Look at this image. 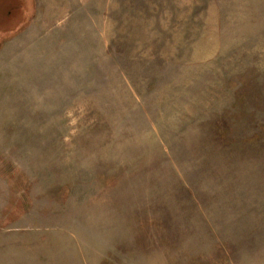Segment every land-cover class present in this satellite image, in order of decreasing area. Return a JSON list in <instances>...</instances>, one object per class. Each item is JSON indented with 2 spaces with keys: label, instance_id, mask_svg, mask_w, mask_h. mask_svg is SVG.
<instances>
[{
  "label": "rangeland",
  "instance_id": "obj_1",
  "mask_svg": "<svg viewBox=\"0 0 264 264\" xmlns=\"http://www.w3.org/2000/svg\"><path fill=\"white\" fill-rule=\"evenodd\" d=\"M0 4V264H264V0Z\"/></svg>",
  "mask_w": 264,
  "mask_h": 264
},
{
  "label": "crops",
  "instance_id": "obj_2",
  "mask_svg": "<svg viewBox=\"0 0 264 264\" xmlns=\"http://www.w3.org/2000/svg\"><path fill=\"white\" fill-rule=\"evenodd\" d=\"M2 1H4V0H2ZM5 6H7V4H3V5L0 4V9L4 8ZM28 7H29V6H28ZM7 9H8V8H6L5 11H6ZM25 10H26V9H25ZM26 11H27V10H26ZM26 11H25V12H26ZM28 11H29V9H28ZM25 12H24V13H25ZM26 15H27V12H26ZM26 15H25V16H26ZM20 28H21V27H19L18 29H20Z\"/></svg>",
  "mask_w": 264,
  "mask_h": 264
}]
</instances>
